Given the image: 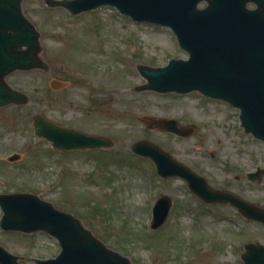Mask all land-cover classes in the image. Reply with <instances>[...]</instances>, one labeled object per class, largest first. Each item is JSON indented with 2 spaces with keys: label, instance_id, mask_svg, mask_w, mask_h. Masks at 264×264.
Here are the masks:
<instances>
[{
  "label": "rangeland",
  "instance_id": "374dc122",
  "mask_svg": "<svg viewBox=\"0 0 264 264\" xmlns=\"http://www.w3.org/2000/svg\"><path fill=\"white\" fill-rule=\"evenodd\" d=\"M20 7L39 35L47 69L15 70L5 77L28 103L0 108V194L32 193L71 213L130 264H243L244 244H264L263 225L245 220L228 204L200 202L183 180L160 178L149 159L130 149L136 141H148L211 187L264 208V178H246L264 168V144L244 132L237 109L197 92L141 89L146 80L138 65L162 67L169 59L187 58L171 31L136 23L109 6L77 15L46 0H21ZM53 80L60 90L49 87ZM34 114L105 136L113 145L56 151L34 134ZM142 116L174 119L177 127L193 131L178 136L149 126ZM13 153L19 159L7 161ZM160 195L170 196L172 206L166 222L151 229ZM0 245L23 264L59 252L43 232L0 229Z\"/></svg>",
  "mask_w": 264,
  "mask_h": 264
},
{
  "label": "water",
  "instance_id": "95a60500",
  "mask_svg": "<svg viewBox=\"0 0 264 264\" xmlns=\"http://www.w3.org/2000/svg\"><path fill=\"white\" fill-rule=\"evenodd\" d=\"M204 7H198L200 3ZM255 5L254 9L247 7ZM21 0H0V107L25 105L28 96L12 89L5 77L15 70L47 69L40 55L38 33L21 12ZM50 7H64L71 14L114 7L137 22L170 28L188 58L170 59L165 66L138 65L146 80L141 87L157 93L186 94L197 91L220 99L239 110L246 133L264 142V0H46ZM50 87H62L51 81ZM149 126L180 136L191 127L178 128L174 119L142 116ZM34 134L50 142L57 151L110 148L107 137L89 135L60 127L40 114L31 117ZM135 154L149 158L162 178L177 177L204 203H228L245 218L264 226V208L235 195L210 187L206 179L177 162L156 145L140 140L131 145ZM18 159L17 154L8 161ZM264 177V169L248 173L251 181ZM172 200L157 198L151 227L159 228L167 219ZM0 228L31 234L42 231L57 240L59 254L51 259H34V264H130L127 257L105 246L72 214L56 209L32 193L0 194ZM244 264H264V245L247 243L241 254ZM0 245V264H22Z\"/></svg>",
  "mask_w": 264,
  "mask_h": 264
}]
</instances>
